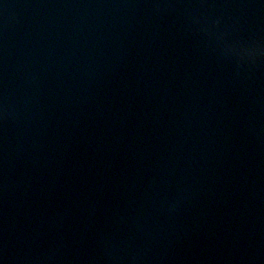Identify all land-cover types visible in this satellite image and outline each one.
<instances>
[{
  "label": "water",
  "instance_id": "water-1",
  "mask_svg": "<svg viewBox=\"0 0 264 264\" xmlns=\"http://www.w3.org/2000/svg\"><path fill=\"white\" fill-rule=\"evenodd\" d=\"M2 264H264V0H0Z\"/></svg>",
  "mask_w": 264,
  "mask_h": 264
},
{
  "label": "snow or ice",
  "instance_id": "snow-or-ice-1",
  "mask_svg": "<svg viewBox=\"0 0 264 264\" xmlns=\"http://www.w3.org/2000/svg\"><path fill=\"white\" fill-rule=\"evenodd\" d=\"M0 264H2V262H0Z\"/></svg>",
  "mask_w": 264,
  "mask_h": 264
}]
</instances>
